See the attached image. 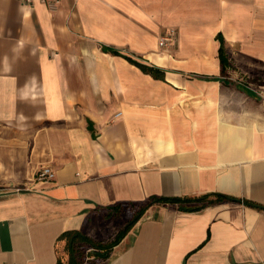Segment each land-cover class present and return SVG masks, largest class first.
Instances as JSON below:
<instances>
[{
    "label": "crops",
    "instance_id": "obj_1",
    "mask_svg": "<svg viewBox=\"0 0 264 264\" xmlns=\"http://www.w3.org/2000/svg\"><path fill=\"white\" fill-rule=\"evenodd\" d=\"M48 2L0 0V264L112 240L117 203L216 193L152 205L94 264H264V210L239 201L264 204V0Z\"/></svg>",
    "mask_w": 264,
    "mask_h": 264
},
{
    "label": "trees",
    "instance_id": "obj_2",
    "mask_svg": "<svg viewBox=\"0 0 264 264\" xmlns=\"http://www.w3.org/2000/svg\"><path fill=\"white\" fill-rule=\"evenodd\" d=\"M217 39L220 40L221 46L219 49L220 58L222 62L223 71L226 70L227 58L225 40L222 35H218ZM114 53H119L117 50H113ZM129 61L137 64L143 71L150 73L156 78H163L160 69L154 67H147L143 64L135 62L132 58L127 57ZM229 199L224 194H204L201 196H185V197H168V196H152L147 202H126L117 203L109 208L114 212L120 211L124 207H130L132 215L129 218L127 224L120 229L116 236L109 241L103 242L94 240L83 231L80 230H69L63 232L58 241H66V252L69 255V260L64 261L63 257L59 255L57 264H94L98 260L106 259L110 256L113 248L123 239L133 225L145 214V212L155 204H178L180 210L197 211L208 205L216 204L224 200ZM238 200V199H234ZM243 201L245 205L264 210V204L256 203L251 200H239ZM89 248L93 250L88 251ZM88 257V260L86 258Z\"/></svg>",
    "mask_w": 264,
    "mask_h": 264
},
{
    "label": "built area",
    "instance_id": "obj_3",
    "mask_svg": "<svg viewBox=\"0 0 264 264\" xmlns=\"http://www.w3.org/2000/svg\"><path fill=\"white\" fill-rule=\"evenodd\" d=\"M30 1V0H28ZM43 2L49 3L48 0H42ZM177 30L175 28H169L167 34L163 35L159 41L160 46L165 47L170 42L174 41L176 38ZM56 177L55 171L50 166L40 167L36 174L35 178L37 181H51ZM93 250L89 248L88 251ZM88 260V257L86 258Z\"/></svg>",
    "mask_w": 264,
    "mask_h": 264
},
{
    "label": "rangeland",
    "instance_id": "obj_4",
    "mask_svg": "<svg viewBox=\"0 0 264 264\" xmlns=\"http://www.w3.org/2000/svg\"><path fill=\"white\" fill-rule=\"evenodd\" d=\"M127 209H130V207H126ZM131 212H132V210H131ZM127 224V223H126Z\"/></svg>",
    "mask_w": 264,
    "mask_h": 264
}]
</instances>
